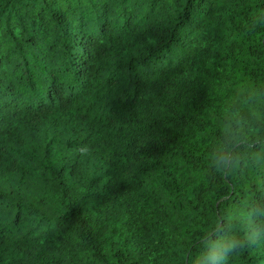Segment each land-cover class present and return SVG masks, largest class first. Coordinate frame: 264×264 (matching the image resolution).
<instances>
[{
  "label": "trees",
  "instance_id": "trees-1",
  "mask_svg": "<svg viewBox=\"0 0 264 264\" xmlns=\"http://www.w3.org/2000/svg\"><path fill=\"white\" fill-rule=\"evenodd\" d=\"M0 264H264V0H0Z\"/></svg>",
  "mask_w": 264,
  "mask_h": 264
}]
</instances>
